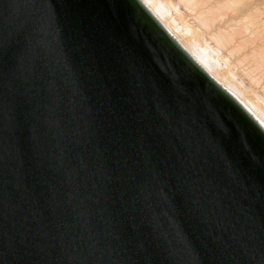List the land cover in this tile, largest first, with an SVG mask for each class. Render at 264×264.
Wrapping results in <instances>:
<instances>
[{"label": "water", "instance_id": "95a60500", "mask_svg": "<svg viewBox=\"0 0 264 264\" xmlns=\"http://www.w3.org/2000/svg\"><path fill=\"white\" fill-rule=\"evenodd\" d=\"M0 264H264V133L136 0H0Z\"/></svg>", "mask_w": 264, "mask_h": 264}, {"label": "bare ground", "instance_id": "6f19581e", "mask_svg": "<svg viewBox=\"0 0 264 264\" xmlns=\"http://www.w3.org/2000/svg\"><path fill=\"white\" fill-rule=\"evenodd\" d=\"M136 1L264 133V0L260 7L248 0Z\"/></svg>", "mask_w": 264, "mask_h": 264}, {"label": "rangeland", "instance_id": "374dc122", "mask_svg": "<svg viewBox=\"0 0 264 264\" xmlns=\"http://www.w3.org/2000/svg\"><path fill=\"white\" fill-rule=\"evenodd\" d=\"M248 1H249V3H250V2H251V3L254 2L255 4H257L258 7H260L261 4H262V3H261L260 6L258 5V3H260V1H262V0H254V1H253V0H248ZM248 1H245V0H244V3H248ZM257 1H258V2H257ZM180 8H181L180 11L182 12L183 16H186V15H187V16H186V19H188V21H189L190 23H192L193 20H192L191 16H189V14H186V13H188V12H186V11L184 10V8H182V6H180ZM230 13H231V11L229 12V15H231ZM184 14H185V15H184ZM190 20H192V21H190ZM237 71H238V73H239L240 75H242V77H243L244 80H245V79H248V78H246V77L244 78V75L240 72L239 69H237ZM245 82H246V84H247V82L249 83V80H248V81L245 80ZM249 85H251V83H249ZM251 86H253V85H251ZM253 87H257V86H253Z\"/></svg>", "mask_w": 264, "mask_h": 264}]
</instances>
